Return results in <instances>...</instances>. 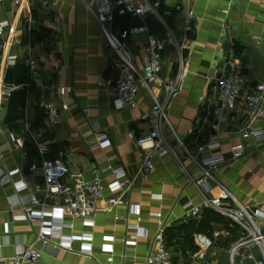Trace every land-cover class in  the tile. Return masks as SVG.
I'll return each instance as SVG.
<instances>
[{
  "label": "crops",
  "instance_id": "obj_1",
  "mask_svg": "<svg viewBox=\"0 0 264 264\" xmlns=\"http://www.w3.org/2000/svg\"><path fill=\"white\" fill-rule=\"evenodd\" d=\"M17 1L19 4L14 0L0 2V22H7L14 32L9 35L6 30L0 36V45L7 44L4 51L0 49V59L8 55L17 57L16 67L12 69V86L15 87L12 94L23 89L28 91L22 118L9 120L7 107L10 98L0 102V170L19 169L20 173L13 181L22 179L31 190L35 186L44 187L40 163L45 157L67 167L69 176L64 183L70 182V176L90 181L93 171L101 172L110 167L122 169L132 187L121 191V203L107 212L108 200L115 195L107 187L115 179L111 172L99 173L104 190L96 205L94 227L85 228L80 220L68 222L70 228L65 230L66 236H92L93 255L90 257L80 254L78 244H73L71 250L54 248L52 243L41 248L37 241L38 224L13 222L12 217L19 214L12 213L8 205L14 190L10 186L0 187V257L10 258L18 249L32 246L41 250V258L35 264H144L150 238L157 229L155 214H160L161 219L169 224L167 230H171L179 225L177 220L186 206L200 203V195L186 183V178L170 156L155 158L153 170L142 173L139 152L127 134L132 133L137 138L147 134L148 124L140 117L149 111L152 99L145 90H141L136 109L115 110L110 106L106 92L98 87L99 80L105 83L113 81L116 71L113 54L85 7L86 4L92 5L93 0ZM180 5L185 11L194 12L189 35L191 55L183 89L166 108L169 123L179 142L191 152L204 145L210 135L217 133L219 148L213 152L205 151L204 157L221 154L228 158L232 147L242 145L244 157L220 168L214 178L241 208L259 210L264 214V189L261 187L264 180V141L254 143L242 141L239 137L238 129L244 119L241 102L226 112L218 124L213 114L219 106L214 84L224 63L231 57L241 68L246 86L264 84V0H180ZM169 24L178 37L182 15L176 14ZM143 25L150 34L161 40L164 38L163 28L151 17L143 23L138 17L116 15L110 30L118 35ZM222 30H225L223 36ZM32 33H44V41L35 42ZM147 36L145 33L128 36L127 42L138 61ZM254 37L261 41L260 46H256ZM11 39H14V44L9 48ZM42 54L49 57L46 64H38L42 87H28L25 61L28 55L38 58ZM53 64L58 68L55 69ZM175 71L176 56L173 50L165 49L159 79L165 80ZM5 74L6 71L4 80ZM61 88L71 89V92L60 96ZM151 89L156 99L161 100L158 86L153 84ZM45 104H51L55 112L65 105L67 111L61 114L58 123L51 125L43 108ZM87 108L91 111L86 112ZM36 112L39 113L37 116ZM26 125L35 132L42 129L38 140L40 144L47 145L46 156L42 157L36 144L25 135ZM255 128L264 131V116ZM191 129L192 134L189 133ZM97 136L106 137L109 143L104 148L93 146ZM170 144L176 152L180 151L175 140L170 139ZM32 166L36 168L31 170ZM188 170L193 176L197 175L194 168L189 167ZM219 193V189L212 185L207 197H216ZM153 196H160V199ZM19 199L21 205L27 203L26 195H19ZM131 205L141 207L139 226L146 231L147 237H139L136 246L128 248L122 240L134 235V232L126 230L124 223ZM216 233H219L218 237H215ZM192 238L196 248L194 252L183 253L178 247L170 248L171 264H203L196 257L202 246L209 249L206 264H231L228 253L236 239L231 241L234 238L222 225L214 226L209 234L198 232ZM109 245L114 250L112 262H108V255L102 253V249ZM250 252L260 259L256 248ZM239 260L240 257L236 256L233 264H240Z\"/></svg>",
  "mask_w": 264,
  "mask_h": 264
},
{
  "label": "built area",
  "instance_id": "obj_2",
  "mask_svg": "<svg viewBox=\"0 0 264 264\" xmlns=\"http://www.w3.org/2000/svg\"><path fill=\"white\" fill-rule=\"evenodd\" d=\"M2 0H0L1 2ZM15 4H19L14 0ZM87 12L98 24L101 33L110 48L116 71L115 79L105 83L98 81V87L102 88L109 98L110 106L115 110L126 108L136 109L138 107L137 98L141 90H145L152 99V104L148 112L144 113L140 120L148 124L147 134L137 138L132 133L127 137L139 152L140 169L143 174L153 170L155 158L170 156L177 164L179 171L186 178V183L191 185L200 195V203L197 206H186L182 215L177 220L179 224L185 225L191 221L199 222L203 218L204 211H211L237 225L240 229L238 240L229 249L231 264L236 256L240 257V264L246 261L252 264H264V214L259 210L241 208L231 194L220 186L214 175L218 170L230 163L236 162L244 157V148L237 145L231 148L228 158L221 154H210L204 157L205 151L213 152L219 148V135H210L204 145L198 147L194 152L189 151L176 136L175 131L169 123L166 108L170 102L176 98L183 89L184 80L188 75L187 65L191 55L189 46V35L192 32L194 12L183 10L180 0H93L92 5H85ZM182 15V29L177 37L171 28L169 21L176 15ZM134 16L146 23L148 18L154 19L164 30V38L161 40L150 34L146 25L130 31H124L118 35L111 32L110 26L114 16ZM30 22L31 19L29 18ZM8 30V34L13 35V30L7 22H0V36ZM147 34L146 45L142 50V57L137 60L136 55L131 50L127 39L130 34ZM225 30L221 31V36ZM256 46L261 45V41L253 38ZM14 39L8 43L12 48ZM7 45V44H6ZM6 45H0L4 51ZM167 47L172 48L176 56V71L165 80H160L162 71L163 53ZM264 57V50H263ZM48 54H42L35 58L28 55L25 66L28 73V87L41 88L42 83L38 74V64H46ZM17 57L8 55L0 59V102L10 98L14 91L13 86L8 87L4 83V73L16 67ZM139 65V66H138ZM57 69L58 65L53 64ZM156 84L162 93L161 100L156 99L151 86ZM71 89L61 88L59 95L64 96L70 93ZM214 92L217 95L219 106L214 110V118L218 124L224 114L234 109L237 102H241L244 110V119L238 129V135L242 141H252L260 143L264 141V131L256 129L255 125L264 116V84L258 83L253 87L245 85L244 75L234 58L228 59L221 70L220 77L214 84ZM49 124L54 125L61 119V114L67 111V106L62 105L59 111H53L51 104L43 106ZM91 111L87 108L86 112ZM216 124V127H217ZM25 135L36 144L39 154L46 156L47 145L39 143V135L42 129L37 132L32 131L26 125ZM190 134L193 133L191 129ZM15 139V138H14ZM170 139L177 142L180 151L176 152L170 144ZM21 143V142H19ZM109 143L104 136H97L93 146L104 148ZM189 167L196 170L197 175L193 176L189 172ZM36 166H32L34 170ZM40 169L44 181V187L35 186L32 190L22 179L13 181L14 177L20 173L19 169L9 172L0 170V187L10 186L14 190V195L8 199V205L12 213L19 214L12 217L13 222H31L38 224L37 241L41 248L51 243L54 248L71 250L73 244H78L80 254L84 256L93 255V238L90 235L66 236L65 230L70 228L69 221L80 220L85 228L94 227L93 218L96 214V205L102 196L104 186L99 178V173L111 172L115 182L107 188L110 193L115 194L108 200L107 212H111L118 206L122 199L119 193L128 191L132 187V182L126 180L122 169L113 170L110 167L101 172L93 171L92 179L84 181L80 176H70V182L64 183V179L69 176L67 167L61 162H55L45 157L40 163ZM212 185L219 189L216 197H207ZM264 189V180L261 184ZM27 197V203L21 205L19 195ZM160 199V196H153ZM234 206V207H233ZM128 217L124 219L126 230L134 232L128 239H123V245L128 248L136 246L139 237H147L146 231L139 226L141 207L139 205L129 206ZM130 217H134L133 220ZM158 219L157 229L150 238L147 253L144 256V264H171L172 254L166 246L164 232L169 226L162 219L160 214H155ZM118 220V217H115ZM5 229V235L7 234ZM219 233L215 234L218 237ZM2 246H0L1 250ZM256 248L260 259H256L250 252ZM209 252L208 247H201L196 257L202 261L206 260ZM241 252H244L241 254ZM102 253L107 254L108 262H112L114 250L111 245L102 249ZM41 258V250H36L32 246L20 248L10 258L0 257V264H35Z\"/></svg>",
  "mask_w": 264,
  "mask_h": 264
},
{
  "label": "trees",
  "instance_id": "obj_3",
  "mask_svg": "<svg viewBox=\"0 0 264 264\" xmlns=\"http://www.w3.org/2000/svg\"><path fill=\"white\" fill-rule=\"evenodd\" d=\"M44 33H32L33 39L35 42H43L44 41ZM44 37V38H43ZM27 89H23L21 91H17L11 94L8 107H7V118L9 120H15L18 118H22L24 103L26 98ZM39 113L36 112V116ZM222 225L223 228L228 232V234L234 238L231 241L235 242L238 240L240 235V229L237 225L233 224L229 220L217 215L209 210L204 211L203 218L199 222L191 221L185 225L177 224V226L172 227L171 230H165L164 238L166 242L167 248L170 250L171 247L179 249L181 252H194L196 248L193 243V235L202 232L209 234L212 232L214 226ZM171 235V237H170ZM173 242V244H172ZM234 242V243H235ZM177 249V250H178Z\"/></svg>",
  "mask_w": 264,
  "mask_h": 264
},
{
  "label": "water",
  "instance_id": "obj_4",
  "mask_svg": "<svg viewBox=\"0 0 264 264\" xmlns=\"http://www.w3.org/2000/svg\"><path fill=\"white\" fill-rule=\"evenodd\" d=\"M168 49H169V51H170V49L172 50V48H170V47L166 48V50H168ZM4 83L8 86L13 85V73L11 70L6 71Z\"/></svg>",
  "mask_w": 264,
  "mask_h": 264
}]
</instances>
